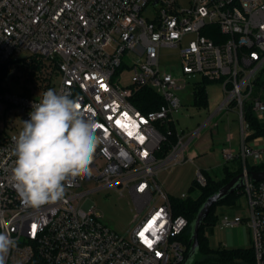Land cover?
Instances as JSON below:
<instances>
[{
    "label": "built area",
    "instance_id": "obj_1",
    "mask_svg": "<svg viewBox=\"0 0 264 264\" xmlns=\"http://www.w3.org/2000/svg\"><path fill=\"white\" fill-rule=\"evenodd\" d=\"M149 9L153 16L144 17ZM205 31H215L217 41ZM163 47L179 48L177 68L160 69ZM19 60L30 62V83L23 84L11 66ZM4 67L9 72L0 81V232L17 241L5 264H181L188 221L173 213L157 177L167 163L188 159L185 149L198 130L189 138L178 132L176 92L190 88L193 99L203 80L219 83L225 95L212 116L235 110L239 125V151L228 133L221 157L242 162L248 218L223 216L220 223L245 222L253 235L251 260L204 264H264V179L252 181L247 169L248 157L257 162L264 154L249 143L264 135L255 134L246 116L249 109L264 124V87L257 85L264 69V0H190L186 8L177 0H0V75ZM123 70L131 74L129 85L115 79ZM8 75L17 93L4 86ZM144 87L163 100L155 110L142 112L131 101ZM49 88L79 99L97 124L100 142L90 174L73 179L63 200L31 207L12 180L13 137ZM173 135L175 144L164 152ZM90 180L120 194L128 190L135 213L126 235L105 226L92 202L82 204L89 192L81 188ZM195 181L206 185L202 170Z\"/></svg>",
    "mask_w": 264,
    "mask_h": 264
},
{
    "label": "rangeland",
    "instance_id": "obj_2",
    "mask_svg": "<svg viewBox=\"0 0 264 264\" xmlns=\"http://www.w3.org/2000/svg\"><path fill=\"white\" fill-rule=\"evenodd\" d=\"M189 1L177 0V4L182 8H186L189 5ZM143 15L151 18L153 11L149 9ZM194 37V34L186 36L183 43L185 44ZM179 64V48L163 47L160 49V69L177 68ZM130 75L128 70H123L115 76V79L117 78L118 83L122 86L129 85L131 83ZM199 78L200 76H196L193 80L196 81ZM3 84L12 93H17L19 90L18 86L10 80L9 75L3 81ZM206 92L208 106L200 109L192 104L193 99L190 88L176 92L181 100V107L174 115L178 132L182 136H186V138H189L195 131L198 130V132L185 149L186 156L189 159L176 164L169 162L158 173L157 182L172 197L180 198L182 194H185V198L195 199L198 196V188L195 191H189V187L196 180L198 170H202L205 175L217 181L224 176V165L231 170L242 166L241 160L237 158L225 162L221 157V149L228 146L225 141L228 133L233 135L232 149L235 153L239 151L237 113L235 110H221L212 116L225 98V95L217 82H210L207 85ZM249 146L254 150H264V138L257 142L251 141ZM247 163L249 166L264 164V154L257 162L248 157ZM81 189V191L89 192L84 197L82 204L86 200L92 202L95 212L105 226L120 235H126L127 231L132 227L131 221L135 213L133 201L128 190L124 189L120 194L113 188L103 187L101 182L95 180L85 181ZM215 213L217 215L215 225L206 227L203 230L209 249L252 247V230L247 223L244 222L235 227H225L220 223L223 216H227L230 219L234 216L248 218L247 199L244 195L241 194L233 206L217 205ZM201 260L217 261L218 259L216 254L210 252L204 255Z\"/></svg>",
    "mask_w": 264,
    "mask_h": 264
},
{
    "label": "clouds",
    "instance_id": "obj_3",
    "mask_svg": "<svg viewBox=\"0 0 264 264\" xmlns=\"http://www.w3.org/2000/svg\"><path fill=\"white\" fill-rule=\"evenodd\" d=\"M13 137L12 180L22 203L31 207L63 200L66 186L90 174L100 142L96 122L86 117L78 98L49 88L32 104L29 119ZM17 241L0 232V264Z\"/></svg>",
    "mask_w": 264,
    "mask_h": 264
},
{
    "label": "trees",
    "instance_id": "obj_4",
    "mask_svg": "<svg viewBox=\"0 0 264 264\" xmlns=\"http://www.w3.org/2000/svg\"><path fill=\"white\" fill-rule=\"evenodd\" d=\"M206 36L213 39L215 42L217 41L216 37L217 33L215 31L210 32H203ZM11 66L15 70V72H19L23 76V84L30 83V62L25 63L24 61H12ZM33 69L38 68L36 66H31ZM9 70L7 67H4L1 70L0 81L8 74ZM14 78V76L12 77ZM210 81L203 80L200 83H196L194 93H193V105L196 108H206L208 106V97H207V85ZM258 87H264V69H262L259 80L257 82ZM258 90V89H256ZM131 101L133 105L142 112H148L151 110H155L158 108L162 103L163 100L161 96H159L155 91L144 87L136 89L131 97ZM247 119L251 123V128L255 130V134L264 135V124H262L259 120L255 118L253 112L251 110H247L246 112ZM172 127V126H171ZM173 128V127H172ZM175 135L168 138V142L164 147V152H166L169 146L175 144L176 142ZM242 166H239L236 169H230L224 165L223 173L224 176L220 180H213L207 175H205L206 185L199 186L196 181H193L192 185L189 187V191H195L197 188L199 189V194L195 199L192 198H179V197H172L170 196V201L173 209V213L175 215H182L188 221V226L181 235V240L185 245V253L184 258L186 257L190 244V236H191V223L193 222L199 208L209 197L211 194L216 192L222 185L227 183L231 178L241 173ZM247 169L250 171H261L264 170V164L256 165V166H249L247 164ZM241 195V190L235 191L234 193L226 196L224 199L219 201L214 207H212L209 214L205 217L202 221V224L198 231V252L200 254V258L196 260L193 264H204V263H227L231 262L236 258H245L251 260L252 258V250L251 248H217L215 250L208 248L207 239L203 235V230L206 227L214 226L217 220V215L215 213V207L217 205H226V206H233L236 199ZM210 252L217 255V261H202V257ZM182 264V263H181Z\"/></svg>",
    "mask_w": 264,
    "mask_h": 264
},
{
    "label": "water",
    "instance_id": "obj_5",
    "mask_svg": "<svg viewBox=\"0 0 264 264\" xmlns=\"http://www.w3.org/2000/svg\"><path fill=\"white\" fill-rule=\"evenodd\" d=\"M248 174L252 181H259L264 179V170L261 171H249ZM244 176L242 173L231 178L227 183L222 185L216 192L211 194L203 202L199 208L193 222L191 223V236L189 240L190 248L184 258L182 264H193L196 260L200 258L198 252V231L202 224V221L209 214L212 207H214L219 201L224 199L226 196L240 190L243 187Z\"/></svg>",
    "mask_w": 264,
    "mask_h": 264
},
{
    "label": "snow or ice",
    "instance_id": "obj_6",
    "mask_svg": "<svg viewBox=\"0 0 264 264\" xmlns=\"http://www.w3.org/2000/svg\"><path fill=\"white\" fill-rule=\"evenodd\" d=\"M125 115H127V114H125ZM116 123H117V124H120V121L118 120V121H116ZM141 139H142V138H141ZM146 154H147V153H145V155H146ZM35 227H36L35 225L32 226L33 231L35 230ZM140 235H141L142 238L144 237V233H143V232H141ZM149 246H151V245L149 244Z\"/></svg>",
    "mask_w": 264,
    "mask_h": 264
},
{
    "label": "crops",
    "instance_id": "obj_7",
    "mask_svg": "<svg viewBox=\"0 0 264 264\" xmlns=\"http://www.w3.org/2000/svg\"><path fill=\"white\" fill-rule=\"evenodd\" d=\"M217 108H218V107H217ZM193 154H194V153H193ZM195 154H196V152H195ZM195 154H194V155H195ZM185 156H186V153H185ZM186 157H187V156H186ZM187 158H188V157H187ZM188 159H189V158H188Z\"/></svg>",
    "mask_w": 264,
    "mask_h": 264
}]
</instances>
